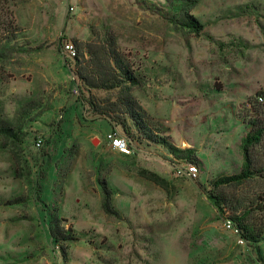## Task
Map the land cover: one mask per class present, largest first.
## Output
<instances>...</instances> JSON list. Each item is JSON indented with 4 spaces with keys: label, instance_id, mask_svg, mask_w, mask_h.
Instances as JSON below:
<instances>
[{
    "label": "rangeland",
    "instance_id": "1",
    "mask_svg": "<svg viewBox=\"0 0 264 264\" xmlns=\"http://www.w3.org/2000/svg\"><path fill=\"white\" fill-rule=\"evenodd\" d=\"M6 8L17 33L0 43V264H264V236L246 241L230 220L242 200L264 222V131L255 175L214 190L241 174L251 122L264 128V0H0L7 22ZM89 43L114 45L137 84L86 85L76 58Z\"/></svg>",
    "mask_w": 264,
    "mask_h": 264
},
{
    "label": "trees",
    "instance_id": "2",
    "mask_svg": "<svg viewBox=\"0 0 264 264\" xmlns=\"http://www.w3.org/2000/svg\"><path fill=\"white\" fill-rule=\"evenodd\" d=\"M5 13L7 14L8 21L6 22L5 20H0V43L4 40L10 39L11 37H14L17 33V27L15 26V21L12 17L10 10L6 8ZM0 17L2 16L0 15ZM188 26L195 32H199L202 29V25L199 24V22L193 17L188 18ZM86 46L90 55V59H83L82 61H80V58L78 56L76 58L77 63L81 66L82 64L85 65L95 63V65H97L96 67H98L88 72L85 68H81L80 66V69L78 70V75H80L79 78L82 79L86 85L93 88L108 87L107 89H113L121 87V85L128 87L127 85L132 86L137 84L136 78L133 75V72L130 67L128 65L125 66L120 58L115 59L116 55H118L119 57L120 51L118 49H115L116 47L114 45L112 46V48H114L115 51H112V48L107 49L105 46H99L98 44L95 45L89 43ZM101 63H103V65ZM82 72L88 74L84 76ZM128 97L129 101L124 105L127 109L126 113L136 123L143 124L142 119H140V112H143L142 108L137 105V102L132 99V96L130 94ZM112 105L115 107H113V109L108 108L107 113H113L116 110L117 104L113 103ZM251 124L254 128V132L249 133L242 143L244 164L241 174L235 177L219 178L214 183V190H217L222 184L225 185L237 182L243 183L244 181L251 179L253 175H255V170L252 167L253 156L251 154V149L255 145L260 143L264 128L259 127L260 123L258 122V120L252 121ZM144 177L147 180H150L153 183L160 185L161 187H166V181L156 173L146 172L144 174ZM213 199H215V204L219 207H221V205L225 204L227 201L226 198L221 197L219 195H215ZM102 205L106 213H113L110 208L109 197H104ZM235 205L237 206L235 211L236 215L232 216L230 220L234 223V225H236V230L238 231L240 236L246 241L256 243L260 242L264 236V222H257V218L253 217L254 214L252 212L255 213L256 211L253 209L254 206H251L250 201L244 202L242 200H237ZM256 209L258 210V208ZM240 211L241 213L237 214V212Z\"/></svg>",
    "mask_w": 264,
    "mask_h": 264
},
{
    "label": "built area",
    "instance_id": "3",
    "mask_svg": "<svg viewBox=\"0 0 264 264\" xmlns=\"http://www.w3.org/2000/svg\"><path fill=\"white\" fill-rule=\"evenodd\" d=\"M64 50L69 53L70 57H75V50L73 45L70 44H65L64 46ZM259 102H264V98L263 97H259ZM112 141H113V145L122 153H126L128 154L130 152L129 150V146L128 143L126 142V140L124 138L121 137H114V135H110ZM187 175L189 178L194 179L197 177L198 175V168L194 165H188L187 166ZM231 224L229 225V227L231 228Z\"/></svg>",
    "mask_w": 264,
    "mask_h": 264
}]
</instances>
